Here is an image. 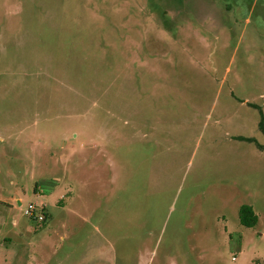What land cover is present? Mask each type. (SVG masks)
<instances>
[{
    "label": "rangeland",
    "instance_id": "rangeland-1",
    "mask_svg": "<svg viewBox=\"0 0 264 264\" xmlns=\"http://www.w3.org/2000/svg\"><path fill=\"white\" fill-rule=\"evenodd\" d=\"M262 117L264 0H0V264H264Z\"/></svg>",
    "mask_w": 264,
    "mask_h": 264
},
{
    "label": "trees",
    "instance_id": "trees-1",
    "mask_svg": "<svg viewBox=\"0 0 264 264\" xmlns=\"http://www.w3.org/2000/svg\"><path fill=\"white\" fill-rule=\"evenodd\" d=\"M259 128L262 132H264V121H263V117L261 118L260 122H259ZM239 139L242 140H247V141H252V139L250 138H246V137H238ZM44 215L43 223H45L47 221V219L49 218V214L45 213L44 211V207L40 209ZM238 218H239V222L242 226L245 227H253L256 225L257 221H258V215L255 213L253 207L249 204H242L239 207L238 210Z\"/></svg>",
    "mask_w": 264,
    "mask_h": 264
},
{
    "label": "built area",
    "instance_id": "built-area-1",
    "mask_svg": "<svg viewBox=\"0 0 264 264\" xmlns=\"http://www.w3.org/2000/svg\"><path fill=\"white\" fill-rule=\"evenodd\" d=\"M43 207L44 206L41 203L34 204V205L33 204H29L28 207L25 209L24 212L30 218L37 219L38 221H41V220H43L44 217H43L42 214H37L36 209L37 208L41 209Z\"/></svg>",
    "mask_w": 264,
    "mask_h": 264
}]
</instances>
